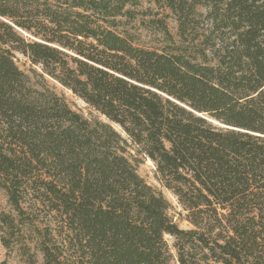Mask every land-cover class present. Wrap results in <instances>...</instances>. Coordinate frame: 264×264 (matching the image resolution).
Returning <instances> with one entry per match:
<instances>
[{"label":"trees","instance_id":"16d2710c","mask_svg":"<svg viewBox=\"0 0 264 264\" xmlns=\"http://www.w3.org/2000/svg\"><path fill=\"white\" fill-rule=\"evenodd\" d=\"M154 1L172 49L119 31L140 0H0L6 249L32 232L43 264H173L169 235L178 264H264V0ZM138 156L193 229L171 219Z\"/></svg>","mask_w":264,"mask_h":264},{"label":"rangeland","instance_id":"374dc122","mask_svg":"<svg viewBox=\"0 0 264 264\" xmlns=\"http://www.w3.org/2000/svg\"><path fill=\"white\" fill-rule=\"evenodd\" d=\"M140 6L133 11H136V19L133 21H127L123 28H120V32H127L132 36L135 43L146 48L154 49H169L172 44H169L164 35L157 31L154 26V21L162 19L165 12L154 0H140ZM168 30L170 34L174 37L175 41H179L177 37V23L173 18L168 19ZM172 49V48H171ZM15 62L19 69L31 77L34 81V70L36 67L32 65L30 60L22 54L15 53ZM36 80V79H35ZM49 85L54 91L63 96L68 103V105L77 113L81 114L87 119H93L98 116L96 111H94L89 105L84 101L76 97L71 91L65 89L60 84L49 80ZM116 127V126H115ZM119 129L118 127H116ZM120 130V129H119ZM134 165L136 167L137 173L145 180V182L152 186L157 192H161L164 197L171 204L170 210L168 212L171 219L184 230L193 229V226L187 221V212L184 211L181 204L175 195L162 186L160 183L156 167L154 163L143 156L136 157ZM0 212L12 214V209L8 204L7 198L3 191L0 190ZM41 225L44 223V215L42 211L39 213ZM1 227V226H0ZM17 235L13 242V246L10 249H6L3 245L2 237L3 232L0 229V264H31L32 260L35 259L36 264H43V256L38 250L36 241L40 239L41 234H24ZM5 235V234H4ZM171 253L173 255V264H178L177 254L174 249L175 239L169 235L165 236ZM29 249V250H28ZM27 251L30 253L27 254Z\"/></svg>","mask_w":264,"mask_h":264}]
</instances>
